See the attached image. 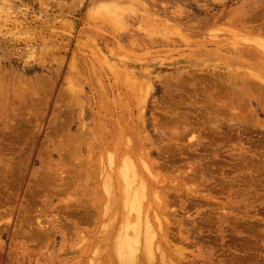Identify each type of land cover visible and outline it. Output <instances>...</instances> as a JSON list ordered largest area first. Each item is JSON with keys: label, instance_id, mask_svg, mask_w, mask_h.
I'll return each instance as SVG.
<instances>
[{"label": "rangeland", "instance_id": "obj_1", "mask_svg": "<svg viewBox=\"0 0 264 264\" xmlns=\"http://www.w3.org/2000/svg\"><path fill=\"white\" fill-rule=\"evenodd\" d=\"M138 225L134 264H264V0H0V264Z\"/></svg>", "mask_w": 264, "mask_h": 264}, {"label": "bare ground", "instance_id": "obj_2", "mask_svg": "<svg viewBox=\"0 0 264 264\" xmlns=\"http://www.w3.org/2000/svg\"><path fill=\"white\" fill-rule=\"evenodd\" d=\"M127 170H128V168H127ZM126 172H128V171H126ZM126 172L122 173L120 175V178L125 183H128V181L130 179V175H129V173H126ZM141 197H142L141 192L135 190L133 195H132L131 209H133L135 211L139 210V208H140V198ZM144 230H148V226H145ZM127 236H125V235L123 236L122 235V237H124V238H122L121 240L118 238V241L120 240V242H118V245H116V249L114 251L115 256H116V260L118 261L119 264H134L135 256L137 258L136 254L138 253L137 246H139L138 243L140 242V239H139L140 226L134 229L133 238L132 237L130 238L129 236L128 237ZM150 236H151V234H148V235L145 234V238H146L147 242L145 243V248L144 249H147L148 251L150 250V247L152 245L151 242H150ZM147 253H149V255L151 257L153 256L152 249L149 252H147Z\"/></svg>", "mask_w": 264, "mask_h": 264}]
</instances>
